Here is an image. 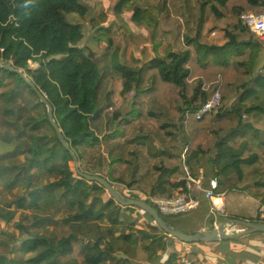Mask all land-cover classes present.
<instances>
[{
	"label": "trees",
	"instance_id": "1",
	"mask_svg": "<svg viewBox=\"0 0 264 264\" xmlns=\"http://www.w3.org/2000/svg\"><path fill=\"white\" fill-rule=\"evenodd\" d=\"M203 1L209 4L211 22L204 37ZM121 8L115 5L113 19L119 21ZM126 10L160 41L159 53L149 46L151 36L126 33L123 57L117 61L121 27L96 28L107 21L105 12L94 17L90 6L76 0H0V61L24 71L46 98L84 175L100 177L152 208L150 198L175 197L186 175L193 178L202 171L204 187L216 178L219 192L233 185L235 175L236 189L264 210V42L238 19L241 11L264 13V0H139ZM67 15L83 24L69 23ZM95 32L105 44L99 58L81 47ZM215 33L223 36V45L209 42ZM131 54L134 60L128 58ZM208 54L212 59L202 61ZM29 62L37 69L29 70ZM13 79L28 88L20 76L0 69V119L12 108L19 117L13 103L2 107L1 101L17 92ZM114 80L120 83L116 107ZM215 93L220 95L217 109L196 120ZM35 98L23 93L21 104L28 109L21 127L16 121L4 125L15 132L13 137L1 130L6 121L0 122V162L5 163L0 175L11 171L4 183L22 191L9 200L24 212L15 230L26 237L9 256H0V264H128L130 254L153 261L168 236L136 208L150 223L135 236L118 239L112 228L122 225L117 216L121 207L102 187L73 171L72 158L46 116L40 118L45 108ZM195 211L159 217L192 235L176 224ZM211 223L204 230L210 231ZM179 249L173 254L176 264ZM190 259L197 264L192 250Z\"/></svg>",
	"mask_w": 264,
	"mask_h": 264
},
{
	"label": "crops",
	"instance_id": "2",
	"mask_svg": "<svg viewBox=\"0 0 264 264\" xmlns=\"http://www.w3.org/2000/svg\"><path fill=\"white\" fill-rule=\"evenodd\" d=\"M202 6L204 5L201 4V7ZM202 8L200 9V11L205 22L202 30V36L204 37V35H206L208 32L207 29L211 26V22L209 21V18L207 16L208 7H206L204 14L202 13ZM121 17L119 19L121 32L119 34L118 44L121 42L123 35L126 34V30L122 26L123 22ZM146 31L148 30L146 29ZM149 36H151L152 38L151 42H153V49L161 46L160 41H156L155 37L153 38V36L150 34ZM206 39L208 40V38ZM209 42L221 46L225 43V39L221 34L215 33V36L209 37ZM118 44L116 45V47H118ZM102 45L105 44L102 43ZM167 49H165V52L168 51ZM29 65L28 69L31 71L36 70L38 67L36 63L32 62H29ZM114 87L115 93L113 101L114 106L116 107L120 101L119 95H116L117 90H120V83H118L116 80H114ZM16 93V91H10L8 92V94L4 95L1 100L2 106L6 102H11V98H16ZM21 101L22 99L19 102L16 101L12 104V106H15L18 109L19 117L14 116V109L12 108L11 111L8 112V115L0 119V122L6 121L3 122V125H1V130L7 131L11 137L15 135V132L8 127L13 126L14 121H16V125L18 127H21L22 122L26 119V110L28 109V105L20 104ZM37 116L38 115L34 117L38 118L39 116ZM4 125H7L8 127H4ZM4 165V162H0V168ZM199 172L202 173V171ZM32 174L34 175V178L37 177V174H35L34 172H32ZM11 175V171L4 174L3 176L0 175V256H9L11 250L13 248H19L20 244L24 242L26 238L24 235L18 234V232L15 230L18 221L21 220L24 216V212L16 211L13 208V202L9 200L12 195L17 198L19 194L22 193V191L15 186L7 187L6 183H4L7 178L11 177ZM44 182L48 183L50 182V180L44 179ZM231 182L233 185H231L229 189L223 190V193H225L224 213L228 217L216 218V223L211 224L210 228H212L210 231H208L207 229L204 230L206 215L205 217L202 216L204 207H206L205 211L208 212V204L204 199L203 194L198 192L196 189H194V194L199 202L198 208L195 212L191 213L192 215L182 218L176 224L177 229L185 231L187 233H192V235L211 232L220 224H226V228H222L219 231L218 237H230L231 234L239 235L238 238L219 239L217 242L195 243L190 245L192 250V258L194 261H196L197 264H264V233L242 235L246 231L245 228L235 223L232 225L229 224L235 220H256L257 217L259 218L264 215V210L255 200L248 197L244 192L236 189L235 186L238 182L237 176L233 175ZM117 216L118 219L121 220L122 225L115 226L112 228V230L120 240H122L124 236H135L138 230L145 228V226L150 223L149 219L146 218L138 209H136V207H121V209L118 211ZM211 221H213V219ZM153 224L151 225L153 226ZM153 233L156 234L157 232ZM181 244L182 243L166 237L164 238L163 243L160 245V249L154 253L152 259L153 261H138L136 260L134 254H130L127 257V262L128 264H176L173 254L180 248ZM146 245L147 244H144V249H146ZM117 254L119 256H122L123 251L120 250ZM14 260H17V257H15ZM75 262H77V260H75Z\"/></svg>",
	"mask_w": 264,
	"mask_h": 264
},
{
	"label": "built area",
	"instance_id": "3",
	"mask_svg": "<svg viewBox=\"0 0 264 264\" xmlns=\"http://www.w3.org/2000/svg\"><path fill=\"white\" fill-rule=\"evenodd\" d=\"M238 19L240 23L249 30V32L259 41L264 42V13L255 14L251 11L239 12ZM117 90L116 95H119ZM131 95V91L128 93ZM220 103V95L215 93L196 114V120L201 119L206 114L214 112ZM194 189L203 194L208 204V212L205 217V225L209 220L211 224L216 223V218H227L224 213V195L225 193L218 191L217 179L212 178L208 186H203V174L199 172L195 177L191 178L186 175L184 181L175 188V197L170 199L150 198L149 201L154 207L158 215L163 217H172L190 213L198 208L199 202L194 194ZM264 224V215L259 220H253ZM205 229V228H204ZM191 250L189 245L181 244L177 252L178 264H194L190 259Z\"/></svg>",
	"mask_w": 264,
	"mask_h": 264
},
{
	"label": "water",
	"instance_id": "4",
	"mask_svg": "<svg viewBox=\"0 0 264 264\" xmlns=\"http://www.w3.org/2000/svg\"><path fill=\"white\" fill-rule=\"evenodd\" d=\"M202 4H206V2H202ZM0 69L13 72L20 76L28 86V88L34 93L36 99L39 100V103L43 105V107L46 110V119L49 123L50 127L53 129L56 140L60 144V146L69 154V156L72 158V169L73 171L83 179L94 182L100 187H102L108 195L118 204L120 207H136L142 211H144L153 221L156 228H158L160 231H162L165 235L168 237L187 245H192L195 243H212L217 242L219 239H233L238 238L239 235L231 234L230 237L223 236L222 238L218 237V233L222 228H226V224H220L217 228H214L211 232L207 233H201L198 235H187L184 234L175 228H172L168 223H166L164 220L159 217L158 213L153 209L150 205L145 203L141 200H133L129 199L126 196H124L120 191L114 189L106 180L100 178V177H91L84 175L80 170L78 169V162L77 158L75 157L74 153L71 152L69 145L66 143L60 129L58 128L54 116H53V109L50 106V104L47 102L46 98L40 93V91L35 88V86L32 84L30 80H28L24 74L21 72H18L14 68H12L9 64H5L0 61ZM237 224L239 226H242L246 229V231L242 235H250L255 233H264V224L258 223L255 221H241V220H235L232 221V223L229 224ZM229 231V230H227Z\"/></svg>",
	"mask_w": 264,
	"mask_h": 264
},
{
	"label": "rangeland",
	"instance_id": "5",
	"mask_svg": "<svg viewBox=\"0 0 264 264\" xmlns=\"http://www.w3.org/2000/svg\"><path fill=\"white\" fill-rule=\"evenodd\" d=\"M76 1L78 3H80V4H85V5L90 6L94 10V14H93L94 17H95V15L99 14L100 11H104L105 12L106 17H107V21L104 22V23H98L96 25V28H104V27H109L111 25L119 26V21L113 19V15H115L113 13V11H114L115 5L117 3H120L122 5V8L118 12L119 13V19L122 16L121 17L122 18V22H123L122 26L126 30V33H134V34L135 33H141V34L143 33V34H146L145 36H149V32L146 31V28L143 25L136 23L132 19V14L126 10L130 5H132L133 3H135V2H137L139 0H76ZM203 5L204 6H202V7H209L208 4H203ZM66 20L69 23L83 24L82 20L80 18H78L77 16H74V15H67L66 16ZM200 20H202L204 22V18H203L202 15L200 16ZM208 30H209V28L207 29V31ZM88 36L89 37L87 38L86 42L81 47L86 46V48H88V50H90L91 52L97 53V57L99 58V56L103 53V51L105 49V45H102L103 42L96 39V36H97L96 32H95V34L94 33H88ZM93 36L95 38H92ZM126 36H127V34H126ZM126 36L124 34L123 37H122L121 42L118 44V47H117L118 51H117V54H116L117 61H121L122 60V57H123V45H124V40H125ZM149 46H152L151 43H149ZM159 48L160 47L155 48V52L156 53H159ZM163 53H165V50H164ZM134 57L135 56L132 55V54L128 56V58L131 59V60H134ZM208 59H210V60L212 59V55L211 54H208V55H205V56L201 57L202 61H206ZM8 64L11 66V63H8ZM259 65H260L259 63L256 65V69L259 67ZM29 67H30V65H29ZM18 72H21L22 74H24V76L28 80H30L25 75L24 71L19 70ZM13 80L17 84V87H18L17 92H20L22 97L21 98L20 97L11 98L10 99L11 103L16 102V101L19 102L23 98V93H25V98H27V99H29L30 97L31 98H35V95H32L31 93H29L28 88L21 87V85L19 84L17 79H13ZM2 107H5V105L2 106ZM45 114H46V110H45L44 114H40V118L43 119V115H45ZM27 141H28L27 144L29 146H31V144H32L31 141L30 140H27ZM155 148L158 150L159 154L162 153V151L159 149L158 145ZM185 170H187V168H185ZM217 182H218V180H217ZM117 188L120 190L123 187L122 186H117ZM178 219L179 218H177V220Z\"/></svg>",
	"mask_w": 264,
	"mask_h": 264
},
{
	"label": "bare ground",
	"instance_id": "6",
	"mask_svg": "<svg viewBox=\"0 0 264 264\" xmlns=\"http://www.w3.org/2000/svg\"><path fill=\"white\" fill-rule=\"evenodd\" d=\"M206 7H203L202 8V13L204 14V11H205ZM203 16V15H202Z\"/></svg>",
	"mask_w": 264,
	"mask_h": 264
}]
</instances>
